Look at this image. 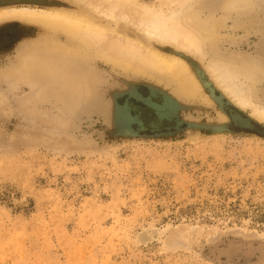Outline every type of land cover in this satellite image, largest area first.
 <instances>
[{
    "label": "rangeland",
    "instance_id": "obj_1",
    "mask_svg": "<svg viewBox=\"0 0 264 264\" xmlns=\"http://www.w3.org/2000/svg\"><path fill=\"white\" fill-rule=\"evenodd\" d=\"M92 1L0 0V9L83 8L122 35L177 50L129 20L93 11ZM114 1L129 2L107 3ZM134 1L168 16L185 9L208 23L227 18L216 50L205 43L182 56L220 109L230 100L214 85V63H231L237 73L228 81L264 104V0L247 14L228 10V0ZM44 32L37 22L0 21V264H264V136L223 129L231 118L223 121L216 106L178 94L158 72L99 57L93 47L84 48V60L47 57L64 63H56L59 75L15 73L20 51L41 46ZM58 38L70 41L66 33ZM78 75L81 91L63 88L66 76ZM168 95L175 104L163 112ZM233 103L234 122L264 125L250 117L241 123L253 108ZM177 118L179 129H121Z\"/></svg>",
    "mask_w": 264,
    "mask_h": 264
},
{
    "label": "bare ground",
    "instance_id": "obj_2",
    "mask_svg": "<svg viewBox=\"0 0 264 264\" xmlns=\"http://www.w3.org/2000/svg\"><path fill=\"white\" fill-rule=\"evenodd\" d=\"M128 1L129 2L126 4L124 3L125 1H123V3L114 1V3L108 4L109 1L107 3V0H93L92 2H88L87 5L93 11L102 13L107 17L117 18L118 20H129L135 23L147 35L153 36L152 39H156L162 43H171L177 50L168 52L161 46H157L152 42H146L140 38H131L122 35L113 28L101 23L92 13L85 12L83 8L78 10L69 8L44 10L36 7H9L0 9V21L4 18H18L25 21L37 22L45 29V40L41 41V46H34L30 50L20 51L19 61L15 63V73H19L24 78L36 80L40 77H48L49 75H59L61 68L56 67V63H62L58 61L52 63L47 57H75L76 59L84 60L87 57V54L84 53V48L89 46L94 48V52L97 56L105 58L108 61L112 60L119 63L124 68L158 72L170 82L176 84V92L178 94L186 97L189 96V98L193 97V99L196 96H200L201 99L203 98L204 101L209 103V106L212 105L214 108L215 106L217 107V101L215 102L216 98L213 99L210 95L211 93L207 94L205 92L202 80L198 78L194 70H192L189 62L182 56V52L200 53L205 43H209L211 47L216 50L220 38L222 37L223 28L226 26L227 18L226 20L223 18H213L208 23L203 21L197 13L192 14L188 12L187 14L185 9L182 10L180 14L168 16L159 13L158 9H156V11L152 7L143 6L134 0ZM254 1L255 0H228L227 9L238 10L243 14H247L255 9L253 4ZM226 2L227 1H225V3ZM181 3L185 4L186 0H181ZM62 33H66L70 41H61L58 37L61 36ZM76 41H79L80 43L78 45L81 44V46H75L74 43ZM221 61L224 63L223 60L219 62ZM62 65L64 66V63ZM229 65H231V63ZM229 65L222 68L214 63L211 66L215 87L221 90L222 95L228 98V100L234 102L233 104L239 105V109H241V107L244 109L248 106L253 108V114H250L248 119L238 117L241 123L249 124L251 123L249 122L251 118H255L259 122L264 121V104L261 105L262 102L259 99L257 100H259L261 104H259V102L255 103L252 101V98H250V94L244 91V88L240 93L239 90L228 81L230 75H235V72L237 73V71L231 70L232 68L228 67ZM66 77L67 78L63 79V88L77 92L83 89V82H81L79 75L77 77ZM159 88L160 87H158V89ZM168 96L165 98V105L161 108L163 112H167V110L175 104V101L172 99L173 97L170 98V96ZM200 97L198 98L200 99ZM198 98L195 99L197 100ZM220 108L217 107L221 119L223 121H228L230 119L228 114L225 110ZM176 110L178 111V109ZM122 116L125 117V115Z\"/></svg>",
    "mask_w": 264,
    "mask_h": 264
},
{
    "label": "water",
    "instance_id": "obj_3",
    "mask_svg": "<svg viewBox=\"0 0 264 264\" xmlns=\"http://www.w3.org/2000/svg\"><path fill=\"white\" fill-rule=\"evenodd\" d=\"M150 93V89L148 91V93L143 94L146 97L149 96ZM124 100V99H123ZM122 100V101H123ZM140 104L141 107H147L149 106V104H147V101L145 99H140ZM119 105L121 106V102L119 103ZM224 109L226 111L227 114H229V117L231 118V127L229 125H224L222 126L223 129H229L232 130V128L234 130H238V129H243V130H249V131H256L257 133H259L260 135L264 136V125L258 123L256 126H243V125H239L236 122L233 121L232 119V113L234 111H237L234 107L229 106V102L226 101V103L224 102ZM229 112V113H228ZM118 118V115H117ZM119 120V119H118ZM119 123L121 124L120 120ZM184 121L180 118L176 119V123L173 125H168V126H161V125H151V126H147L145 124H142V122L138 121V120H134L133 123L130 125V128L127 129L126 127H124L121 124V129L125 132H130L132 134H141L142 132H147V131H160L163 129H167V130H171V129H179L182 125H183ZM123 127V128H122ZM136 127V128H135Z\"/></svg>",
    "mask_w": 264,
    "mask_h": 264
}]
</instances>
